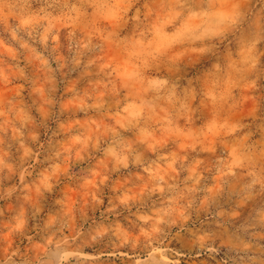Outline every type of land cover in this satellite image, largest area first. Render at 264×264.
<instances>
[{
	"label": "rangeland",
	"instance_id": "obj_1",
	"mask_svg": "<svg viewBox=\"0 0 264 264\" xmlns=\"http://www.w3.org/2000/svg\"><path fill=\"white\" fill-rule=\"evenodd\" d=\"M0 264H264V0H0Z\"/></svg>",
	"mask_w": 264,
	"mask_h": 264
}]
</instances>
